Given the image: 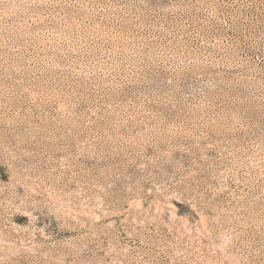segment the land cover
<instances>
[{
    "label": "rangeland",
    "instance_id": "1",
    "mask_svg": "<svg viewBox=\"0 0 264 264\" xmlns=\"http://www.w3.org/2000/svg\"><path fill=\"white\" fill-rule=\"evenodd\" d=\"M0 264H264V0H0Z\"/></svg>",
    "mask_w": 264,
    "mask_h": 264
}]
</instances>
